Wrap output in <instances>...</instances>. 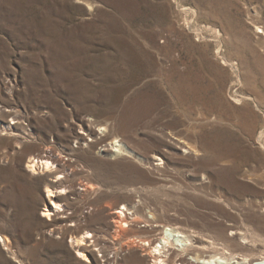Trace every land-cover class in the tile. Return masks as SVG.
Listing matches in <instances>:
<instances>
[{"label":"rangeland","instance_id":"1","mask_svg":"<svg viewBox=\"0 0 264 264\" xmlns=\"http://www.w3.org/2000/svg\"><path fill=\"white\" fill-rule=\"evenodd\" d=\"M258 26L264 0H0V264H152L159 223L264 251Z\"/></svg>","mask_w":264,"mask_h":264},{"label":"bare ground","instance_id":"2","mask_svg":"<svg viewBox=\"0 0 264 264\" xmlns=\"http://www.w3.org/2000/svg\"><path fill=\"white\" fill-rule=\"evenodd\" d=\"M258 33H261L264 37V28L258 26ZM122 143L119 140H116L112 144V147H115L116 151L121 150ZM132 152V151H130ZM162 160V158H157ZM56 162L59 161L58 154L49 153L44 154L42 157H31L29 160L28 167L33 173H50L54 172L57 169ZM60 176L55 179L59 181ZM54 189L47 186L48 197L51 201L52 209L47 208L44 211V215H50L54 211H60L63 209L62 204L59 201L52 199L53 196H56ZM64 188L61 187L58 191H63ZM56 190V192H58ZM128 208L126 205H123L121 209H118L117 217L127 215ZM137 215L138 211L136 212ZM140 216V215H139ZM50 218V217H49ZM134 219L131 222L135 221ZM124 225H129L127 221H122ZM145 225H150L149 221ZM161 227L158 229L160 232L159 235L155 236L153 239H144L141 242V248L153 259L152 264H264V251L258 250L256 247L248 244L246 238L242 236L243 240H238L234 236H225L224 238L216 239L212 235H204L196 231H190L187 233L181 227H175L174 223H169L168 226L162 225L161 223L156 225ZM232 231H236L238 234L236 226L230 227ZM240 233V232H239ZM196 236V237H194ZM3 240L7 243L8 237L1 235ZM93 237V234L90 231L86 233L72 237L70 243L78 251L80 256L86 258L85 252L80 249L79 246L87 243L86 238ZM199 237L201 239H199ZM91 240V239H89ZM131 242L129 243L130 249H134L135 245ZM181 252L176 254V251ZM175 254V255H174ZM191 255V259L186 257ZM257 262V263H255Z\"/></svg>","mask_w":264,"mask_h":264}]
</instances>
